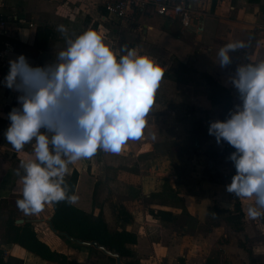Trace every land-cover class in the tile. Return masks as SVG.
Listing matches in <instances>:
<instances>
[{
    "label": "clouds",
    "instance_id": "1",
    "mask_svg": "<svg viewBox=\"0 0 264 264\" xmlns=\"http://www.w3.org/2000/svg\"><path fill=\"white\" fill-rule=\"evenodd\" d=\"M57 31L66 47L54 60L33 64L18 54L0 80L16 93V106L7 114V143L20 152L35 142V158L22 160L16 170L20 175L23 169V198L16 204L25 215L53 202L74 203L65 181L69 165L98 149L119 154L128 141L142 137L164 75L148 55L130 48L118 53L95 30L72 36L59 25ZM245 47L243 41L225 44L217 64L227 69L230 53ZM225 85L232 90L231 104L223 119L209 121L208 134L234 149L227 159L236 172L226 191L255 197L247 216L256 220L264 217V61L238 65Z\"/></svg>",
    "mask_w": 264,
    "mask_h": 264
},
{
    "label": "rangeland",
    "instance_id": "2",
    "mask_svg": "<svg viewBox=\"0 0 264 264\" xmlns=\"http://www.w3.org/2000/svg\"><path fill=\"white\" fill-rule=\"evenodd\" d=\"M167 1L171 0H153L144 11L137 10L135 15L128 20L115 23L101 20V16L104 15L105 0L92 3L94 9L90 8L88 10L82 0H66L64 4L61 0H0V18L7 19L10 15L19 14L21 17L19 24L24 22L23 25L20 24L22 26L19 28V35L22 39H27L30 33H35L37 28L45 24L53 30L55 36L51 41L58 44V46L65 43L64 36L57 31L59 25H63L68 30V34L72 36L79 35L86 30H95L101 33L104 38H109L111 47L118 53L123 48L131 49L135 47L140 55H148L162 69L170 70L167 77H162V79H165L164 83L159 84V88H162L164 92L163 97L159 99L155 97L154 105L149 113L150 117L154 114L157 115L154 119L157 121L156 125L153 121L152 124L150 123L145 127L142 135L145 137L144 140L141 138L140 141L133 140L132 146L135 151H130L124 157L102 150L95 154L96 157L98 155L97 160L99 162L96 166L92 165L90 168L97 179L95 206L101 207L102 204L108 202L116 214L119 217L122 216L124 220H129L128 215L133 210L147 209L153 215L162 219L163 238L159 243L161 246L166 243L164 239L174 233L175 236L194 238L195 244L210 246V254L201 259V264H228V259L222 255L220 250L218 251L217 237L216 240L213 239L204 243L201 241L202 238H195L197 235H201L202 232L208 234L209 230L215 227L225 226L223 227L225 232L232 231L238 233V236H242L238 240L232 239L235 244L243 248L242 244L245 243L247 247L253 249L257 260L264 263V255L256 254L259 246H263L261 243H264L263 224H257L254 221L248 222L245 212L244 220H242V231H234L232 225L223 220L219 225H211L213 222L208 219L211 207H219L224 204L225 208L234 209L236 199L234 193L226 191V185L231 183L235 174L234 165L227 159L234 149L226 143L217 145L215 138L208 134L210 114L206 101L209 99L210 86L200 75V72L194 70L192 62L190 63V69L184 68L178 62H172L171 53L154 50L149 45L152 44L149 39L143 44L144 25L146 23H153L159 27L168 28V30L171 29L179 37L183 35V31L177 23L171 24L156 15L152 16L151 19L145 15L147 10L155 12L156 2L163 3ZM38 12L49 14H40L38 20L36 18ZM66 20L73 24L72 29L66 27ZM13 22L9 18V26H11L9 36L15 38L18 30L12 29L15 23ZM29 23L35 24L34 29L29 27ZM100 23H103V27L110 32L106 30L99 31L102 28ZM110 34L111 36H109ZM179 89L181 91H178ZM156 102H160V105H155ZM213 103L212 109L214 110L211 116L219 119L225 117L224 103ZM185 153L188 154L185 160H181L180 166L185 168L183 163L186 160H189L192 166L190 170L189 168L186 169L185 179L177 180L176 176L171 178L169 175L159 176L154 173L156 172L153 158L155 154H162L166 159L168 156L173 155L180 160ZM9 161L7 155H0V164L4 165ZM143 175L144 182L147 185L161 184V190L151 191L150 197L143 196L141 194ZM211 197H214L212 202L207 204L210 202ZM186 198L189 200L190 207L195 210V215H190L188 212L184 204ZM239 198L243 199L242 197ZM220 200H222V203H219ZM163 205H168L174 211L160 209ZM180 207L182 210L177 214ZM9 215L19 216L18 213H14V211L8 213L3 208L0 213V220H3L1 225H4V221ZM112 228L109 227L110 230H120L117 227ZM182 230H184L183 233ZM246 232H249L251 236H248ZM6 234V229L0 228V236L3 239H6ZM183 241L188 243V238L183 239ZM227 241H231V238L228 237ZM243 249L247 253L249 263V253L245 248ZM163 251H165L164 248L160 250V252ZM38 258L43 262L41 257ZM123 259L125 262H130L129 264H142L139 259H132V255ZM163 259L162 264L185 263V258L182 257L177 259V263H172L171 258L168 256ZM114 263V261H111L109 264Z\"/></svg>",
    "mask_w": 264,
    "mask_h": 264
},
{
    "label": "crops",
    "instance_id": "3",
    "mask_svg": "<svg viewBox=\"0 0 264 264\" xmlns=\"http://www.w3.org/2000/svg\"><path fill=\"white\" fill-rule=\"evenodd\" d=\"M65 1L66 0H61L63 4ZM82 1L87 7V10L90 8L94 9L92 3H98V0ZM184 1L191 3L197 13L196 17H194L192 21V25L187 28H184L177 18L158 15L156 12L149 10L145 12L146 17L150 19L152 16L156 15L164 20L169 21L171 24L174 22L177 23L182 29L183 35L179 37L174 34L171 29L168 30V28L166 29L164 27H159L153 23H146L144 25L145 36L143 44H145V41L149 39V41L152 43L149 45H151L154 50L158 52L171 53L173 63H184L190 66V63L192 62L194 64V70L198 72L206 71L210 73L223 85H225L227 75L233 73L238 65L247 62L255 63L264 61V0ZM136 12L137 10L130 13L126 19L116 18L108 14H104L101 16V20L110 22L113 21L117 23L121 20H128L130 17H133ZM40 14L44 15L49 13L38 12L36 17L38 20ZM13 16L16 18V20H13L15 23L13 22L14 24L12 29L16 31L18 30L15 39L25 43V45L7 41L9 45L5 46V42L4 45L0 47V50L4 51V58H0V64L8 67V60L11 57H15L21 53L25 54L33 64H43L51 59L54 60L59 51L66 47L65 43L64 45L61 44L58 46V44H55L52 41H50L48 48L45 50H41L33 46L37 30L41 27L49 28L45 26V24H42V26L37 28L35 33H30L27 36V39H22V37L19 35V28L24 22L20 23L22 24L20 26L19 19L21 17L16 13L15 15H10L8 17V34L5 36H9V29L11 28V26H9V18L11 19ZM36 18L34 19L36 20ZM65 25L68 29H72L73 24L69 20H66ZM100 26L102 28L99 31L102 32V30H106L103 27V23H100ZM29 27L34 29L35 24L33 27H31L29 23ZM109 36H111V34ZM104 39L105 43L111 47V40H109V38ZM237 41H243L246 47L244 49H237L236 51L231 52L230 56L232 57V64L229 65L227 69H222L217 64L219 61V49L229 42ZM131 49H135V47H132ZM161 80L162 81H160L159 84L164 83L163 81H165V79ZM178 91H181V89ZM186 93L188 92L186 91ZM163 94L164 92L162 88L158 87L155 97L158 99L162 98ZM157 104L160 105V102L155 103V105ZM206 104L209 107V116L213 119H217L215 116H211L214 110L212 109V104L214 105V103L208 99ZM14 106H16V93H13L0 85V118L3 120L0 123V155H7L10 159L9 163L4 165L2 163L0 164V200H4L3 205L6 209V212L11 213L14 211V213L19 214V216L16 217L17 220L23 219L24 222H31L34 225V228L40 239L49 244L52 249L66 254L71 260H75L83 264H109L111 261H114L117 264L116 257L105 253L95 245L86 246L80 243L70 244L64 238L60 237L58 232L52 227L51 223L54 212L52 203L46 204L42 212L34 215H25L20 209H18L16 201L23 198V169L20 170V175H16V170L19 168L22 160L35 158L33 152L35 142L33 141L31 144L25 145L24 149L20 152H17L10 144L7 143L4 136V133L10 123L7 119V114ZM156 116V114L151 117L148 115L146 126L150 123L152 124L153 121L156 125L157 121L154 120L156 119ZM141 139L144 140L145 137L142 136ZM138 141H140V139ZM132 143L133 140L127 142L122 152L119 153L121 157L127 156L130 151H135L133 149ZM97 152H99V149ZM187 154L188 153H185L183 158L180 160L173 155L170 157L168 156L166 159V157L164 158L162 154H155L153 158L155 160L156 172L154 173H157L159 176L169 175L171 178H175L176 176L177 180L185 179L187 173L186 169L189 168L190 170L192 166L190 165V161L186 160L183 163L185 168H182L180 166V162L181 160H185ZM97 159L98 155L97 157L94 155L90 159H82L75 164L69 165V171L67 175L72 174L75 169L79 171V179L74 193V196L76 197L74 204L77 207L96 215L99 213V211H103L105 220L110 228L117 227L135 233L138 240L135 244L129 245V248L132 252V259H139L142 264H162L164 260L163 258L165 256L170 257L172 263H177V259L182 257L185 258L184 264H201V259L210 254V246L195 244L194 238L191 239V237L189 238L186 236H175V233L168 235L164 239L166 242L165 245L161 246L159 243L163 238L162 219L153 215V213L149 212L147 209L133 210L130 212L131 214L128 215L129 220H124L122 216L119 217V215L116 214V212L112 209L111 204L108 202L102 204L101 207L95 206L94 199L96 194L97 179L96 175L92 174L93 172L90 171V168L92 165L96 166L98 164L99 161ZM142 177L143 181L141 185V194L143 196L150 197L151 191L161 190V184H156L155 186L147 185L144 182V175ZM213 198L214 197H211L210 202L207 204H210ZM184 201V204L186 205L190 215H195V210H193L188 204L189 200L186 198ZM221 201L222 200H220L219 203H222ZM254 203L255 197L241 199L243 210L246 213V220L248 222L254 221L257 224L264 225L261 218L252 220L247 216V208L249 205H254ZM220 206L224 207V204H221ZM160 209L167 211L173 210L169 208L168 205H163L160 207ZM181 210V207L178 208L177 214H179ZM2 222L3 220H0V228L5 230V221L4 225H1ZM24 222H20V224ZM223 227L225 226L219 228L215 227L212 230H209L208 234H204L205 232H202L201 235H197L195 238H202L201 241L204 243L205 241L213 239L216 240L217 237L218 242L216 244L218 246V251L220 250L222 255L228 259V264L248 263L246 251L232 241L233 238L238 240V238L242 236H238V233H234L229 230V232H225ZM183 232L184 230H182V233ZM246 233L248 236H251L249 232ZM222 235H224V237H222ZM228 237L231 238V241H227ZM185 238H188V243L183 241ZM261 244H263V246H259V250H256L257 255H264V243ZM163 248L165 251L160 252V250ZM0 249L5 251V257L15 256L22 258L24 260V264H58L57 262L48 261L43 258L42 262V260H38V257L40 256L26 250L19 244L8 243L6 239H3L1 236ZM112 257L115 259H112ZM121 261L122 264L125 263L123 258H121Z\"/></svg>",
    "mask_w": 264,
    "mask_h": 264
},
{
    "label": "trees",
    "instance_id": "4",
    "mask_svg": "<svg viewBox=\"0 0 264 264\" xmlns=\"http://www.w3.org/2000/svg\"><path fill=\"white\" fill-rule=\"evenodd\" d=\"M103 12L104 14H107L105 6L103 8ZM53 37L54 32L52 29L41 27L35 34L33 46L38 49L45 50L48 48ZM7 41L25 45V43L20 42L15 38L0 35V47H2ZM180 64L182 67L190 69L188 64ZM7 71L8 67L0 64V80L3 79ZM163 71V77H167L170 73V70L168 69H163ZM200 75L205 79L211 88L208 98L212 102L224 103V113H226L227 108L231 104L232 90L223 85L216 78H214V76L206 71L200 72ZM212 119L213 118L210 117L209 121ZM2 121L3 120L0 118V123ZM235 172L236 169L234 173ZM78 179L79 171L77 169H75L72 174L65 177L69 196H74ZM3 202L4 200H0V213L4 208ZM52 205L54 209L51 219L52 227L58 232L59 236L64 238L68 243H80L86 246H93L94 243H97L99 246H103L107 250L119 254L121 258L132 255L129 245L137 242V235L125 229L110 230L108 223L105 220L103 211H99V213L95 215L77 207L74 203H68L67 201L53 202ZM244 217L245 213L242 209L241 199L239 197H236L235 199L234 209L221 206L214 208L211 207L208 215L209 221L213 222L211 225H219L223 220L230 223L234 231L243 230L242 220H244ZM261 219L264 223V217H261ZM16 220V217L9 215L5 221V229L7 233L6 241L8 243L19 244L26 250L33 252L41 258L57 262L58 264H83L69 259L64 253L52 249L49 244L38 237L34 225L31 222L17 224ZM242 247L249 253L248 264H264L263 262L257 260L252 248L247 247L245 243L242 244ZM112 259L115 258L112 257ZM129 263L130 262H125L124 264ZM0 264H24V260L15 256L5 257V251L0 249Z\"/></svg>",
    "mask_w": 264,
    "mask_h": 264
},
{
    "label": "built area",
    "instance_id": "5",
    "mask_svg": "<svg viewBox=\"0 0 264 264\" xmlns=\"http://www.w3.org/2000/svg\"><path fill=\"white\" fill-rule=\"evenodd\" d=\"M153 0H106L105 9L107 14L116 18L124 19L130 13L139 10L144 11L147 5L152 3ZM155 12L158 15L170 16L177 18L180 24L184 27H190L194 17H196V10L191 3L185 2L184 0L167 1L163 3H155ZM12 20H16L13 16ZM8 18H0V35L5 36L8 34L7 31ZM34 26L33 23L30 24ZM9 43L6 42L5 46ZM0 58H4V51L0 50Z\"/></svg>",
    "mask_w": 264,
    "mask_h": 264
},
{
    "label": "water",
    "instance_id": "6",
    "mask_svg": "<svg viewBox=\"0 0 264 264\" xmlns=\"http://www.w3.org/2000/svg\"><path fill=\"white\" fill-rule=\"evenodd\" d=\"M16 221H17V223L24 222L23 219H19V220H16ZM94 245L97 246V247H99V248H100L101 250H103L105 253L110 254V255L116 257V258H117V264H122L121 257H120L119 254L114 253V252H111V251L107 250L105 247H103V246H99L97 243H94Z\"/></svg>",
    "mask_w": 264,
    "mask_h": 264
}]
</instances>
